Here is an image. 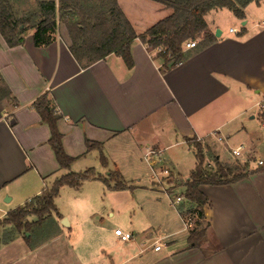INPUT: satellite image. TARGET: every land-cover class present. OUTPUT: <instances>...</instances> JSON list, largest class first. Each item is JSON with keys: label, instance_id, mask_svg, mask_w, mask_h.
Instances as JSON below:
<instances>
[{"label": "crops", "instance_id": "0c3cea01", "mask_svg": "<svg viewBox=\"0 0 264 264\" xmlns=\"http://www.w3.org/2000/svg\"><path fill=\"white\" fill-rule=\"evenodd\" d=\"M39 1H54L60 7L58 0ZM115 1L136 35L172 12L156 0ZM209 13L204 17L206 36L213 34L214 40L206 42L200 35L193 47L185 49L182 62L167 67L138 38L130 45L131 68L113 53L89 64L79 63L69 50L65 23L59 19L55 40L45 47L34 46L31 32L25 34L22 45L13 47L0 35V87L6 88L0 97V219L67 171L79 173L81 167L98 166L104 175L95 173L107 179L128 163L134 168L142 161L150 168L158 167L169 159L165 150L177 144L191 147L189 141L201 145L210 166L214 158L227 165L247 162L248 169L262 164L253 162V148L243 151V157L242 145L230 146L232 156L227 159L215 155L214 146L222 139L221 129L251 110L250 101L264 107V13L260 22L248 26L245 20L240 30L230 27L226 32L218 22H207ZM42 93L48 94L59 115L62 146L73 158L68 170L59 168L48 144L49 128L32 108ZM232 132L247 133V129L241 125ZM226 136L230 140V134ZM236 147H241L237 156L232 154ZM170 178L167 175L166 181L177 184ZM93 179L97 178L87 180ZM198 188L208 199L201 219L208 226L197 247H189L187 241L194 222H199L189 211L195 206L188 201L178 214L197 217L193 224L190 217L182 216V227L154 236L141 219L139 236L130 231L132 238L123 242L114 234L122 243L118 257L105 253L98 233L72 244L73 220L67 221L56 207L58 214L51 212L39 222L35 216L27 218L31 223L27 231L37 225V232H42L45 220L52 224L51 233H39L34 242L25 229L0 226V264H264V171L230 184ZM88 213L98 214L91 208ZM79 223L74 219L76 228ZM157 244L160 247L155 250Z\"/></svg>", "mask_w": 264, "mask_h": 264}, {"label": "trees", "instance_id": "16d2710c", "mask_svg": "<svg viewBox=\"0 0 264 264\" xmlns=\"http://www.w3.org/2000/svg\"><path fill=\"white\" fill-rule=\"evenodd\" d=\"M172 9L167 17L150 26L144 33L136 35L132 26L122 14L115 0H0V35L9 47L22 45L24 36L31 32L36 47L51 44L56 37L58 19L65 23L71 40L69 50L77 62L92 63L113 53L122 58L125 65H133L130 45L138 38L149 51H156V56L163 59L164 67L175 66L185 58L184 43L193 41L204 35L206 42L214 40L213 34L206 36L205 15L212 10L228 9L234 16L244 19V8L250 4H259L261 0H156ZM21 5V6H20ZM6 88L0 87V97ZM32 108L41 117V121L49 128L48 144L60 169L68 170L73 158L68 156L62 146V135L57 128L59 115L51 105L47 93L40 94L32 103ZM257 117L264 124V112ZM188 142L194 151L195 165L184 181V198L195 206L194 212L199 219H204L202 207L208 202L207 197L199 190L202 184L223 185L236 182L245 176L264 171V163L248 169V163L227 165L214 158V166L205 162L201 145L196 141ZM87 144H89L87 142ZM94 145V144H92ZM104 163V161H103ZM116 171V170H115ZM113 171L109 179L118 178ZM89 178L101 179L108 186V180L97 175L92 168L83 172L67 171L57 178L39 195L32 197L23 206L9 211L0 226L11 225L20 230H28L31 225L29 216L41 221L51 212L58 214L53 203L60 186L72 187L80 185ZM118 180L112 188H122ZM208 226V225H207ZM193 228L189 231L187 241L189 247H197L206 235V228Z\"/></svg>", "mask_w": 264, "mask_h": 264}, {"label": "rangeland", "instance_id": "374dc122", "mask_svg": "<svg viewBox=\"0 0 264 264\" xmlns=\"http://www.w3.org/2000/svg\"><path fill=\"white\" fill-rule=\"evenodd\" d=\"M216 11L218 12L209 13L206 17L207 22H218L220 29L224 32L230 27L240 30L245 26V24H242L245 20H248V26L251 22H260V18L264 13V0L260 3V6L250 3L246 8V18L244 19L237 18L225 8ZM255 102V100L250 101L253 106L251 110L240 117H235L225 129L220 130L219 136L222 139L215 143V155L219 154L224 158L230 159L232 155L229 147H235L240 144L244 147L242 156L243 151L247 153L249 149L253 148L256 154L253 162L258 164V162L262 161L264 163V127L260 126V121H258L257 117L259 110H264V107L258 106ZM231 111L234 113L235 109ZM250 116H254V118H250ZM241 125L247 129V133L241 132L237 134L232 132L234 128L240 129ZM228 134L231 136L230 140L226 138ZM168 142H174V139H170ZM164 154L168 155L169 159L166 162L163 161L158 167L150 168L142 161L139 163V167L136 168L128 163L114 169L119 175L121 174L118 180L124 187L119 189L108 187L101 179H85L77 187L66 184L60 186L53 203L64 214V218L67 221L69 219L73 220L72 228L69 230V238H71L72 244L73 241L86 240V238L89 239L98 233L103 237L102 248L105 253L118 257L123 250L122 243L115 238V229H120L124 232L133 231L139 236V226L142 227V225H139L141 219L143 221L145 219L150 234L154 236L161 233H170L178 227H182L181 219L182 216L185 217L186 215H180L178 211L186 204L187 200L184 199L182 202L176 203H173V200L176 196L184 197L183 184L190 170L194 167V151L187 144H177L165 150ZM100 155L102 154L100 153ZM256 164L252 163V165ZM86 169L88 167H81L77 171L83 172ZM92 169L104 175V171L100 167L96 166ZM160 171L165 172L166 175L159 174ZM158 174L160 176H157ZM167 175L175 179L177 184L166 181ZM107 180V183L112 186L116 182L112 178H107ZM89 208L98 214L89 216ZM186 217L191 218V223L197 218L190 214H187ZM74 219L81 223H79L77 228L76 224H74ZM194 224H196V228L205 227V222L201 219H199L198 223L194 222ZM36 226L34 225L30 231L24 233H31L32 242L41 234L42 236H47L51 233L52 224L49 220H45L42 224V232H37L39 230ZM36 235L38 236L36 237ZM181 235L179 233L177 236ZM157 245L160 246V244ZM149 250H152V247Z\"/></svg>", "mask_w": 264, "mask_h": 264}, {"label": "built area", "instance_id": "2783aa9c", "mask_svg": "<svg viewBox=\"0 0 264 264\" xmlns=\"http://www.w3.org/2000/svg\"><path fill=\"white\" fill-rule=\"evenodd\" d=\"M230 30L232 31L233 29H230ZM193 46H194L193 41H186L184 43V48L183 49L184 50L185 49H189V48H191ZM240 148L241 147H236L235 149H233L232 150V154L235 155V156L239 155ZM180 199H181L180 196H176L175 199L173 200V203L179 202ZM114 234L118 237V239L120 241H123V242L124 241H128V240H130L132 238V234L130 232H124V231H121L120 229H115L114 230ZM159 247H160L159 245H155L154 249L157 250V249H159Z\"/></svg>", "mask_w": 264, "mask_h": 264}, {"label": "water", "instance_id": "95a60500", "mask_svg": "<svg viewBox=\"0 0 264 264\" xmlns=\"http://www.w3.org/2000/svg\"><path fill=\"white\" fill-rule=\"evenodd\" d=\"M219 32H220V30H219V29H216L215 32H214V35H215V36H218V35H219ZM64 221H65V219H64ZM26 236H27V235H26Z\"/></svg>", "mask_w": 264, "mask_h": 264}]
</instances>
